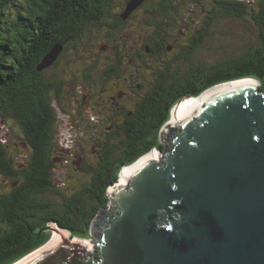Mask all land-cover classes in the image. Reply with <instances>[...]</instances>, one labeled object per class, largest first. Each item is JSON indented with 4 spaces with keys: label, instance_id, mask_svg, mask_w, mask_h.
Segmentation results:
<instances>
[{
    "label": "water",
    "instance_id": "obj_1",
    "mask_svg": "<svg viewBox=\"0 0 264 264\" xmlns=\"http://www.w3.org/2000/svg\"><path fill=\"white\" fill-rule=\"evenodd\" d=\"M230 83L165 125L159 157L124 167L132 171L109 188L88 245L52 224L59 239L17 264H264V89L247 78L200 95Z\"/></svg>",
    "mask_w": 264,
    "mask_h": 264
},
{
    "label": "trees",
    "instance_id": "obj_2",
    "mask_svg": "<svg viewBox=\"0 0 264 264\" xmlns=\"http://www.w3.org/2000/svg\"><path fill=\"white\" fill-rule=\"evenodd\" d=\"M21 1L22 6L17 7L16 0H0V123L3 121L0 128L4 129L3 135L12 137L13 143L31 142L37 155L30 166L34 174L28 175L31 171L25 169L29 171L26 175L30 176V181L19 189L20 201L16 196L0 197V206L8 208L0 213V264H13L43 247L52 236L48 230L52 224L69 231L72 236L90 238L94 217L110 204L108 190L111 185L118 180L124 167L155 148L163 149L160 131L170 121L175 105L185 98H196L215 85L247 78L257 80L260 90L264 89V6H261L259 13L253 15L258 30L256 47L237 50L235 45L229 46L227 53L211 64L205 78L198 70L193 88L186 83L187 92L180 90L173 94L175 88L163 87L159 98L150 97L144 101L135 122L119 127L124 138L116 143L107 140L102 144L109 151L105 150L104 163L94 175L90 188L73 195L63 193L62 188L55 191L49 186L48 175L42 172L52 164L49 155L50 148L55 146L53 128L56 122L53 96L48 93L42 70L49 68L60 52L50 65L40 67L57 45L84 60L85 54L79 53L82 48H78V40L87 37L88 28L101 26L107 15L105 9L119 0ZM13 6L15 10L11 14ZM220 6L235 19L244 18L248 8L247 2L236 0H227ZM165 75L164 72L160 77ZM63 77L70 78L71 74ZM7 149L11 150L12 146ZM15 155L6 150L0 137V169L4 174L8 175L9 168L13 173L11 157ZM94 255L98 259L99 251Z\"/></svg>",
    "mask_w": 264,
    "mask_h": 264
},
{
    "label": "flooded vegetation",
    "instance_id": "obj_3",
    "mask_svg": "<svg viewBox=\"0 0 264 264\" xmlns=\"http://www.w3.org/2000/svg\"><path fill=\"white\" fill-rule=\"evenodd\" d=\"M130 1L119 0L110 4L105 9L107 15L101 26L88 28L87 37L78 40V48H82L79 53L85 54L84 60L73 51L62 48L56 61L42 70L56 110L53 128L55 146L50 148L49 155L52 164L42 169V172L48 175L49 186L55 191L63 186L55 179V152L62 157L73 155L79 158L78 175L88 179L86 183L80 181V190L90 188L94 184V175L98 174L109 151L102 144L107 140L116 143L124 138L123 130L119 127L135 122L138 111L144 107V101L150 97L159 98L163 87L175 88L173 94L180 90H184L181 91L184 93L189 91L185 89L187 85L191 88L195 85L194 78L198 70L205 78L211 64L220 60L229 46H236L237 39L228 31V22L246 21L249 16L251 23L255 24L253 15H257L260 7L264 6V0H257L256 6L252 5L254 0H236L247 2L248 8L244 18L235 19L229 17L226 9L220 6L227 0H144L125 15ZM213 51L218 58L211 62ZM61 67L64 70L59 72L57 69ZM164 72L165 77H160ZM65 74H71V77H63ZM59 113L64 117L72 114L70 119L75 118L78 123L75 135L93 144L90 152L94 156L93 162H87L90 155L80 153V142L75 144L73 139L71 144L75 148L74 154L59 148ZM74 113H77L76 117ZM64 117L63 121L66 120ZM0 137L5 140L6 150L16 154L11 157L13 173L9 168L6 175L0 169V177L4 176L12 188L10 192H5L0 184V197L7 195L19 198V189L30 181L34 172L30 166L34 164L36 148L31 142H21L18 144L22 149L15 151L18 144L12 142V137L8 134ZM10 146L12 149H7ZM57 162L62 163L59 158ZM126 171L128 169L124 173ZM26 172H29V177ZM11 174L14 176L11 177ZM3 209L8 208L0 206V213L5 212Z\"/></svg>",
    "mask_w": 264,
    "mask_h": 264
},
{
    "label": "rangeland",
    "instance_id": "obj_4",
    "mask_svg": "<svg viewBox=\"0 0 264 264\" xmlns=\"http://www.w3.org/2000/svg\"><path fill=\"white\" fill-rule=\"evenodd\" d=\"M254 1L255 2L252 3V5L256 6L257 5V3H256L257 0H254ZM16 4H17V7H20V6H22V1L21 0H16L15 5ZM188 7H190V6H188ZM14 10H15V8L13 6L11 8V14H13ZM247 19L248 20H246V21L238 20L236 22L235 21L228 22V25H227V28L229 29L228 31H230L232 34H234L235 38L237 39L236 46L234 47V49L243 50V48L256 47L258 45V30H257V27H256L255 24L251 23V18L249 16H247ZM230 23H231V25H230ZM222 49L223 48H221V50ZM216 54L217 53H215L214 51L212 52L211 62H213L217 58ZM187 99H190V98H187ZM187 99H184L182 102H179V104L183 103ZM71 115L72 114L67 115L66 117H64L63 114L59 113L60 123L61 124H59L60 127L58 126V130H57L58 141L61 144L62 150H70V153L73 152V154L75 152V148L72 147V144H71L72 139H73V142L75 144L80 142L79 143V146H80L79 147V151H80V153H82L85 156L90 155L91 158H88L87 162L91 163V162L94 161V156H93L92 153H90V152H92L91 147H92L93 144L88 142L86 139L85 140H82V139L80 140V137L78 135H75V133H77V131H78V123L75 121V118H71L70 119ZM76 115H77V113H74L75 117H76ZM173 116H174V114H173ZM62 117H64L66 120L63 121ZM67 120H70V122L67 121ZM175 122H176V120L173 119V121L167 122L166 125L167 126H169V125L177 126V124H175ZM68 126H70V127L68 128ZM3 130L4 129L0 128V132H1L2 135L4 134ZM69 130H70V132H69ZM3 141H5V140H3ZM20 149H22V147H20V145L18 144L17 148L15 147V151H18ZM84 149H85V151H84ZM151 152L152 153L155 152L157 154V157H159V154H158L159 150L158 149L155 148ZM54 155H55L54 156V161H55V163H54L55 167L54 168L56 169L55 179H56L57 182L60 181L61 183H63L61 191L63 193H65V194H67V195H71V194L79 191L81 189V182L80 181H82L83 183H86L88 181L86 176H79L78 175L79 158H76L73 155H69L67 157H62V156H59L57 152H55ZM57 158L61 159L62 163L57 162ZM125 170H122V174H124ZM7 182H9V181L6 180L4 176L0 177L1 187L3 188V190L5 192H10L12 190V188ZM3 183H5L4 186H2ZM65 231L67 232V233L65 232L67 236L70 235V239L71 238H74V239L77 238V239L86 241L87 239H90L92 237V236H90V238L89 237L88 238L87 237H83L82 238V237H78V236H72V234L69 231H67V230H65ZM56 234L57 233L54 232L52 236H55ZM55 237H57V235ZM90 249H91V253H94V250L92 248H90ZM33 253H35V252H32V254ZM21 260H23V258L18 260V261H16L13 264H17Z\"/></svg>",
    "mask_w": 264,
    "mask_h": 264
},
{
    "label": "bare ground",
    "instance_id": "obj_5",
    "mask_svg": "<svg viewBox=\"0 0 264 264\" xmlns=\"http://www.w3.org/2000/svg\"><path fill=\"white\" fill-rule=\"evenodd\" d=\"M242 82L243 81L238 82V83H242ZM243 83H246V82H243ZM236 84L237 83H230V84H226L224 86L215 87L214 89L205 92L202 96L200 95V97L187 99L183 103H180V104L177 105V107L175 108V110L173 112V114H174L173 119L176 120V122H177L179 120V118H181L184 114H186L189 110H191L194 106H196L199 102H201L203 100V98L206 97L207 94L210 93L211 91L217 90L219 88L227 87V86H233V85H236ZM152 156H157V154L154 152V153L149 154L148 157H152ZM127 169H128V171H126L124 174L121 175L122 176V180L127 175H129L131 173V171H132V168H127ZM56 235H57V237H55ZM56 235L53 236L54 237L52 239L53 241H56V240L59 239L60 235L58 233ZM84 243H86V245H88L87 241H84Z\"/></svg>",
    "mask_w": 264,
    "mask_h": 264
},
{
    "label": "clouds",
    "instance_id": "obj_6",
    "mask_svg": "<svg viewBox=\"0 0 264 264\" xmlns=\"http://www.w3.org/2000/svg\"><path fill=\"white\" fill-rule=\"evenodd\" d=\"M253 80H254V79H253ZM256 81H257V80H256ZM258 83H259V82H258ZM259 85H260V83H259ZM188 98H189V97H188ZM185 99H186V98H185ZM182 101H183V100H182ZM182 101H181V102H182ZM123 169H124V168H123ZM120 174H121V173H120Z\"/></svg>",
    "mask_w": 264,
    "mask_h": 264
}]
</instances>
